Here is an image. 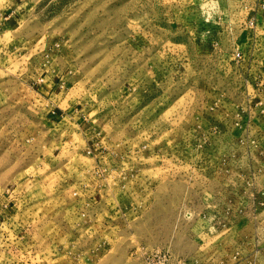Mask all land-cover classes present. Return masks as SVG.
Segmentation results:
<instances>
[{"label": "rangeland", "instance_id": "rangeland-1", "mask_svg": "<svg viewBox=\"0 0 264 264\" xmlns=\"http://www.w3.org/2000/svg\"><path fill=\"white\" fill-rule=\"evenodd\" d=\"M264 264V0H0V264Z\"/></svg>", "mask_w": 264, "mask_h": 264}, {"label": "built area", "instance_id": "built-area-1", "mask_svg": "<svg viewBox=\"0 0 264 264\" xmlns=\"http://www.w3.org/2000/svg\"><path fill=\"white\" fill-rule=\"evenodd\" d=\"M147 261H148V264H175V263L168 262L166 260H165V263H163L162 261L159 260V258L155 254H150L149 256H147Z\"/></svg>", "mask_w": 264, "mask_h": 264}]
</instances>
